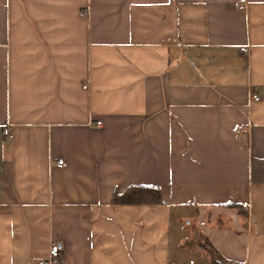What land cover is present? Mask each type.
Here are the masks:
<instances>
[{"label": "crops", "instance_id": "obj_1", "mask_svg": "<svg viewBox=\"0 0 264 264\" xmlns=\"http://www.w3.org/2000/svg\"><path fill=\"white\" fill-rule=\"evenodd\" d=\"M137 186L160 202L113 201ZM53 242L264 264V0H0V264Z\"/></svg>", "mask_w": 264, "mask_h": 264}, {"label": "trees", "instance_id": "obj_2", "mask_svg": "<svg viewBox=\"0 0 264 264\" xmlns=\"http://www.w3.org/2000/svg\"><path fill=\"white\" fill-rule=\"evenodd\" d=\"M155 195L157 196L155 197ZM113 201L121 204H139L146 203L148 201L158 203L160 202L159 190L154 187H129L122 194H115Z\"/></svg>", "mask_w": 264, "mask_h": 264}, {"label": "built area", "instance_id": "obj_3", "mask_svg": "<svg viewBox=\"0 0 264 264\" xmlns=\"http://www.w3.org/2000/svg\"><path fill=\"white\" fill-rule=\"evenodd\" d=\"M85 14H86L85 12L81 13V15H85ZM240 51L241 52H247V47L246 46L240 47ZM251 98L254 101H258L259 100V96L257 94H253L251 96ZM95 124H96V126H100L101 125V121H96ZM3 132H4V135H7L8 137H11L8 128H5ZM234 132H235V134H238L241 131H240V129L238 127H236L234 129ZM57 163L59 165H63L64 164L62 160H58ZM59 258H60V246L56 242H53V243H51V245L49 247L47 257L45 259H43V260H40L38 262V264H56L59 261Z\"/></svg>", "mask_w": 264, "mask_h": 264}]
</instances>
